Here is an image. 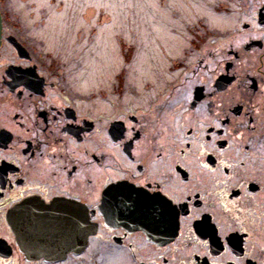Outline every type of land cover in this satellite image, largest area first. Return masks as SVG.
<instances>
[{"label":"flooded vegetation","instance_id":"flooded-vegetation-1","mask_svg":"<svg viewBox=\"0 0 264 264\" xmlns=\"http://www.w3.org/2000/svg\"><path fill=\"white\" fill-rule=\"evenodd\" d=\"M243 8L86 89L2 27L0 264H264V1Z\"/></svg>","mask_w":264,"mask_h":264},{"label":"rangeland","instance_id":"rangeland-1","mask_svg":"<svg viewBox=\"0 0 264 264\" xmlns=\"http://www.w3.org/2000/svg\"><path fill=\"white\" fill-rule=\"evenodd\" d=\"M247 1L258 6L264 0ZM235 4L236 0H0L2 10L8 11L3 15L6 32L24 28L41 39L42 49L59 58L65 81L77 89L108 87L122 68L138 77L166 72L170 58L186 50L188 27H242V19H255L249 9L229 10ZM208 38L207 49L216 44L215 37ZM121 42L132 46L129 60Z\"/></svg>","mask_w":264,"mask_h":264},{"label":"trees","instance_id":"trees-1","mask_svg":"<svg viewBox=\"0 0 264 264\" xmlns=\"http://www.w3.org/2000/svg\"><path fill=\"white\" fill-rule=\"evenodd\" d=\"M2 10V9H1ZM2 14L4 15V16H6L7 14H8V11L6 10H2ZM4 18V17H3ZM121 48H122V50H125L124 51V53L126 54L125 55V58L127 59V60H129V58H130V55H131V48H132V46L131 45H126V44H124L123 42H121ZM125 48H127V49H125Z\"/></svg>","mask_w":264,"mask_h":264},{"label":"water","instance_id":"water-1","mask_svg":"<svg viewBox=\"0 0 264 264\" xmlns=\"http://www.w3.org/2000/svg\"><path fill=\"white\" fill-rule=\"evenodd\" d=\"M259 21L263 22L264 18L261 17V14H259ZM1 27H2V21H1V13H0V41H1ZM8 39H10V37H8ZM11 39L16 40L13 36H11ZM16 47L19 48L21 47L20 44H16Z\"/></svg>","mask_w":264,"mask_h":264},{"label":"snow or ice","instance_id":"snow-or-ice-1","mask_svg":"<svg viewBox=\"0 0 264 264\" xmlns=\"http://www.w3.org/2000/svg\"><path fill=\"white\" fill-rule=\"evenodd\" d=\"M68 224L70 226V224H71V221L70 220L68 221ZM4 264H7V261H5Z\"/></svg>","mask_w":264,"mask_h":264}]
</instances>
